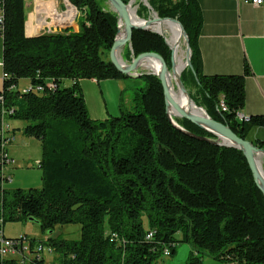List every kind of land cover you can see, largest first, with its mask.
Wrapping results in <instances>:
<instances>
[{
	"label": "trees",
	"instance_id": "1",
	"mask_svg": "<svg viewBox=\"0 0 264 264\" xmlns=\"http://www.w3.org/2000/svg\"><path fill=\"white\" fill-rule=\"evenodd\" d=\"M68 1L80 12L77 31L68 27L26 36L23 0H3L7 76L0 110H6V120L27 121L24 134L40 141L43 187L8 191L5 185L2 228L7 220L30 218L49 231L56 225L79 224L78 239L47 238L57 264H157L163 248L174 252L178 232L180 241L194 248L184 264H203L204 254L228 264H264V196L246 158L237 148L177 128L167 117L156 75L135 77L143 85L133 93L132 110L120 109L119 115L105 119L90 117L79 80L126 77L108 57L118 18L106 0ZM148 3L159 17L176 18L188 36L196 76L185 68L181 79L184 86L194 87L195 103L264 150V140L250 139L253 128L264 127V115L237 117L245 104L247 64L241 75L203 73L198 0ZM148 11L140 2L137 15L144 17ZM130 43L128 55L156 52L170 67L171 51L163 36L134 29ZM21 80L27 81L22 89ZM64 80L71 84L62 85ZM175 121L187 132L216 139L186 119ZM0 264L17 263L0 259ZM25 264L46 262L41 252Z\"/></svg>",
	"mask_w": 264,
	"mask_h": 264
},
{
	"label": "crops",
	"instance_id": "2",
	"mask_svg": "<svg viewBox=\"0 0 264 264\" xmlns=\"http://www.w3.org/2000/svg\"><path fill=\"white\" fill-rule=\"evenodd\" d=\"M24 33L36 36L44 30L49 10L64 6L63 0H23ZM203 23L198 38L202 70L206 75L244 76L245 104L239 114L264 115V3L253 5L244 0H198ZM104 5H107L104 3ZM79 28L78 19L75 21ZM73 30L75 28L71 26ZM125 48V47H124ZM127 51V50H125ZM3 54L0 37V60ZM3 67L0 66V90L3 87ZM139 83L135 77L81 79L78 84L93 119H105L120 113L118 100L126 88ZM71 82L69 81L70 85ZM97 94H100L96 105ZM110 98V105L105 106ZM98 102V100H97ZM12 128V127H11ZM15 130L13 131V137ZM250 135L264 140V127H255Z\"/></svg>",
	"mask_w": 264,
	"mask_h": 264
},
{
	"label": "rangeland",
	"instance_id": "3",
	"mask_svg": "<svg viewBox=\"0 0 264 264\" xmlns=\"http://www.w3.org/2000/svg\"><path fill=\"white\" fill-rule=\"evenodd\" d=\"M63 1H64L65 6L71 4L68 0H63ZM140 2L143 4L144 0H140ZM146 2L148 3V0H146ZM135 4L136 3H133V6H135ZM145 6L149 8V11L145 13L144 17L138 16L136 14L137 17L139 19H149V18L155 17L153 14V12L155 11L150 9L149 3L148 5H145ZM62 7L64 8L63 5ZM137 9H136V13H137ZM79 21H80V17L78 18V22ZM71 26L75 28V31L78 30L76 26V22L72 23ZM121 30H122V27H121ZM164 35L165 36L163 38L165 41L170 36V32L169 31L164 32ZM169 44H171L170 41H169ZM179 45H180L179 54L181 55L182 61L185 62V44H184L183 38H181ZM128 48L130 49V47L126 45L125 48L121 49V51H118L119 56L124 63H129L135 57L132 54H129V55L127 54V51L125 50H128ZM185 68H188V66H186ZM169 71L171 72L170 67H169ZM141 72L145 73V72H150V71L140 66L135 71V73L138 74ZM149 74H152V73H149ZM135 79H137L139 83H137L131 88H126L123 91L122 96L118 100L119 110L121 109L123 111H127V110L130 111L133 109L132 108L133 107V102H132L133 93L136 90V88L143 85V82L140 79L138 78H135ZM68 84H69V80H64L62 83V85L64 86H67ZM24 86H27V81L21 80L19 83V87L22 89ZM174 86L176 89H178L175 81H174ZM185 88L191 100L194 102V104L198 107H202L203 109H205L203 106L196 104L195 101L193 100L192 97H195L194 87L189 85L187 87L185 86ZM99 98H100V94H97L98 102L97 100H95L96 105L99 103ZM107 99L109 100L108 101L105 100L106 102L105 106H107L108 108L110 105V98H107ZM6 123L8 124L11 131H12L11 127L15 128L14 137L11 140V142L7 145L8 154L13 159V161L11 164L8 165L7 170H6V173L9 174V180L8 182H6V189L10 191L15 188H21V189L28 190V189H33V188L39 189L43 187L42 169L38 166V162L42 158V147H41L40 141L34 137H30L24 134L23 128L28 123L27 121L20 120V119H7ZM250 139H254L252 135H250ZM261 159H262V164L264 167V157H262ZM3 194H5V191L3 192ZM143 225L145 228L147 227L145 217L143 218ZM3 232L8 237L26 235L27 237L33 238L37 242L42 241L43 243H45V246H46L48 237L78 239L80 236V226L79 224L56 225L52 228V231H49V230H43L40 227L39 223L34 220H30V219L11 220V221L7 220L4 222ZM174 238L175 240H177L174 243L175 245L174 252L170 254L169 256H164L162 254L161 257L157 260V264H184L190 252L193 251L194 248L191 244L180 241L181 233L179 232L176 233ZM43 256H44L46 264H57V258H56L57 254L55 253V251L50 252L48 251V249H44ZM10 259L15 260L17 264H20L19 263L20 260L18 256H15ZM202 263L203 264H228L227 262H224V261L215 260L206 254L202 256Z\"/></svg>",
	"mask_w": 264,
	"mask_h": 264
},
{
	"label": "water",
	"instance_id": "4",
	"mask_svg": "<svg viewBox=\"0 0 264 264\" xmlns=\"http://www.w3.org/2000/svg\"><path fill=\"white\" fill-rule=\"evenodd\" d=\"M106 2L109 4L110 8L117 14L118 18V30L117 34L114 38L113 44L109 50V60L112 63V65L123 75L126 77H139L143 74H155L158 79L160 80V83L163 88V94H164V100H165V108H166V114L168 119L180 130L184 131L188 135L201 139L206 140L211 143H214L216 145L226 146V147H234L242 151L244 157L246 158V161L248 163V166L251 170L253 181L257 188L261 191V193L264 196V178L261 176L257 162L255 159L256 154H262L264 155V150L257 148L252 144L249 140H244L237 136L226 124H223L219 121H216L215 119L211 118L205 109L202 107L200 108L203 112L201 113H191L187 111L185 108H183L180 104H178L176 101H174L168 90L167 85V74L169 72V68L163 59V57L156 53V52H142L135 56L129 63H121V61L118 58L117 52L123 49L126 45H128L131 48V37H132V31L134 29H140V30H148L155 32L157 34H160L164 37L163 33L152 30L149 28V26L155 22V21H163L167 20L174 24H177L181 31V36L183 38L184 44H185V67L188 66V68L192 71L193 75H195V72L193 70L190 57H191V49L189 46L188 36L181 25V23L176 18L171 17H164L161 18L157 16L156 12H153L156 16L149 19H143L144 24H138L134 22L130 15V3H124L122 0H106ZM148 5V3L146 4ZM122 27V30H121ZM120 33L121 36H120ZM166 41V40H165ZM166 44L169 46V44L166 41ZM171 50V58H170V69L171 71L174 70V52L173 49L169 46ZM151 57L156 59L159 62V70L157 73L154 72H145V73H138L136 74L135 71L140 67V62L142 59ZM175 83L177 85V88L180 89L182 92L186 93L188 96V92L182 82L181 75H177L175 77ZM190 98V96H189ZM191 100V98H190ZM171 108L175 112V118L180 119H186L193 123L194 125L202 128L203 130L213 134L216 136V139H210L204 136H198L193 133L185 131L181 126H179L173 118L169 115L168 109ZM30 220H32L30 218Z\"/></svg>",
	"mask_w": 264,
	"mask_h": 264
},
{
	"label": "built area",
	"instance_id": "5",
	"mask_svg": "<svg viewBox=\"0 0 264 264\" xmlns=\"http://www.w3.org/2000/svg\"><path fill=\"white\" fill-rule=\"evenodd\" d=\"M246 3H251L253 5H262L264 0H244ZM80 17V12L72 4H64V8H53L49 10L47 19L44 20V30L46 33H53L58 30L66 29L71 26ZM5 31V10L3 0H0V37L2 38ZM0 66L3 67V59L0 60ZM7 74L3 70L2 79L6 78ZM3 102V96L0 91V104ZM222 110H225L224 104L221 103ZM0 116V204L2 201L3 187H5L6 182L9 180V174L6 173L7 167L12 163L13 159L8 154L7 145L13 139L11 130L6 123L5 115L6 110L2 108ZM238 118H245L238 113ZM2 218H0V259H10L18 256L20 264L30 263L31 259L35 256L37 257L44 249H50L44 246L42 243L33 240L31 243L25 235H20L18 237H6L3 235L2 231ZM117 235L113 234L112 238H116ZM147 238L152 237V232H148ZM51 252V251H50ZM163 255L169 256L170 249L168 247L163 248Z\"/></svg>",
	"mask_w": 264,
	"mask_h": 264
},
{
	"label": "bare ground",
	"instance_id": "6",
	"mask_svg": "<svg viewBox=\"0 0 264 264\" xmlns=\"http://www.w3.org/2000/svg\"><path fill=\"white\" fill-rule=\"evenodd\" d=\"M130 1H131V3H130V15H131L132 20L138 24H144L143 19H139L136 15L137 14L136 9L140 3V0L139 1L130 0ZM133 3H136L135 6H133ZM143 4L144 5L147 4L146 0H144ZM154 16H156V15L154 14ZM149 28H151L152 30L161 32V33H163V35H164V32H167V31L170 32V36L168 37V39L166 41L168 44H169V41L171 42V44H169V46L173 49V52H174V63H175V65H174V70L171 72L170 71L168 72L166 79H167L168 90H169V94H170L171 98L191 113L203 112L200 108H198L194 104V102L192 100H190L189 96L186 93L182 92L180 89H176L174 86L175 77L177 75H181V73H183V70L185 68V62L182 61L181 55L179 54V51H180L179 43H180L181 38H182L179 26L177 24L170 22V21L163 20V21L153 22L149 26ZM121 34L122 33H120V36H121ZM117 55H118V58L121 61V63H124L119 56V52H117ZM140 66L147 69L148 71L154 72V73H157L159 70V67H160L159 62L156 59L151 58V57H147V58L142 59L140 62ZM168 112H169V115L174 119L175 112L171 108L168 109ZM262 157H264V155H262V154H256L255 155V159L257 162L259 172H260L261 176L264 178V167H263L262 159H261Z\"/></svg>",
	"mask_w": 264,
	"mask_h": 264
}]
</instances>
